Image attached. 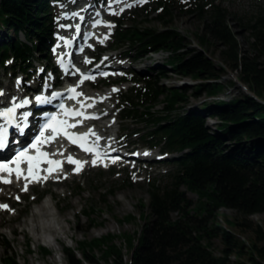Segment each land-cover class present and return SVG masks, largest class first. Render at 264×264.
Returning <instances> with one entry per match:
<instances>
[{
    "label": "trees",
    "instance_id": "16d2710c",
    "mask_svg": "<svg viewBox=\"0 0 264 264\" xmlns=\"http://www.w3.org/2000/svg\"><path fill=\"white\" fill-rule=\"evenodd\" d=\"M185 1L194 7L189 13H197L203 21L201 34L196 35L201 48L207 51L219 46L223 65L200 50H188L185 39L167 28L173 23L174 5L170 0L156 3L155 12H163L159 21L165 24V30L119 22L113 34L114 50L131 48L136 59L148 53L169 55L157 78L138 79L134 83L137 88L123 98L118 110L123 120L135 125L147 123L144 144L155 141L157 147L177 155L172 160L175 170L170 184L154 186L150 191L151 222H145L137 247L132 236H123L132 251L129 264H229L233 254L239 258L234 264H264V246L254 243L248 247L231 232L219 233L224 241L219 257L203 244L205 238L216 236L211 227L219 209L233 210L243 217L264 213V15L241 25L249 35L248 49L242 51L227 12L215 5L216 0ZM50 17L48 0H0V67L9 61L12 68L25 75L35 70L36 60L48 63L53 29ZM167 68L179 77L199 81L195 92H204L210 98L224 92L221 80L228 68L253 96L244 93L229 101L214 100L199 111H178L177 106L187 102L186 91L161 85ZM159 105L162 109L156 110ZM204 115L219 121L218 131H211ZM180 187L197 197L194 208L178 192ZM174 213L178 218L172 220L170 215ZM83 214L90 216L86 211ZM207 214L211 218L205 221L201 217ZM140 217L147 219L143 211ZM133 219L127 216L124 221ZM234 226L248 228L245 224ZM256 234V241L262 242L261 227ZM114 239L107 235L81 241L76 249L63 246L66 264H98L91 255L95 250L100 252L103 264H127ZM0 240L5 246L0 264H17L10 244L1 235ZM26 248L31 253L29 243ZM38 249L43 258L50 256L47 248Z\"/></svg>",
    "mask_w": 264,
    "mask_h": 264
},
{
    "label": "rangeland",
    "instance_id": "374dc122",
    "mask_svg": "<svg viewBox=\"0 0 264 264\" xmlns=\"http://www.w3.org/2000/svg\"><path fill=\"white\" fill-rule=\"evenodd\" d=\"M74 1L68 0V3L72 5ZM81 1H87L86 4L88 2L89 4L95 3V5H99L103 1L105 3L108 2L105 0ZM133 1L138 3L137 6L124 12L122 15H117L115 17L116 20H122L125 26L135 25L158 31L166 29L165 24L159 21L163 12L155 13V9L157 8L155 3L163 0ZM201 1L205 2V0ZM170 2L174 5L172 11L173 23L167 28L177 31L185 39L184 45L188 50H200L206 53L217 65H223L220 58L221 48L219 46L209 47L207 51L201 48L196 35L201 34L203 21L197 13H189V10H193L194 8L192 4H188V1L185 0H170ZM215 5H218L227 12L228 23L237 35L241 50H247L249 35L241 25L250 22L257 16L264 15V0H216ZM142 8H146V11L141 10ZM50 11L55 15V19L59 18L61 12L58 13L57 7L53 5L52 0ZM112 32L111 30L109 35L104 37L105 40L101 44V49L98 52H93L92 55L97 57L94 66H99L106 55L122 54V61L110 63L112 65L123 64L124 67L118 72L119 75H126L127 77L136 75L137 78L147 76L152 79L157 78L158 70L169 55L166 53H148L135 61V56L134 58L132 56L133 54L136 55V52L131 48H123L119 52L111 51L115 46L110 36ZM20 39L21 41H25L22 36H20ZM143 66H146L145 71L138 70V68L144 69ZM225 69L226 74L222 76L221 80L225 85V90L217 98H210L204 92H195V87L200 84L199 81L179 77L169 68L166 69V77L160 83L166 89H182L186 91L185 97L187 98V102L179 104L177 106L178 111H182V109L199 111L204 104H210L213 100L229 101L240 97L244 93L253 96L248 88L238 81L237 74L232 73L228 68ZM47 70L49 72L46 76H50L51 68L48 67ZM41 72L42 67H38L33 76L36 78ZM13 75H15L13 79L14 83L24 82L25 76L20 75L18 71H14L9 63L6 68L0 67L1 84L7 86L9 83H12L11 78H13ZM41 80L43 79L41 78ZM113 80L114 78L108 81L105 80L104 82L94 81V85L88 83L83 86L82 90L88 95L92 93L102 95L110 89L119 90V87L104 88V85H102V82L106 84ZM29 82H32V79ZM231 83H235V86H232ZM89 86H94L95 89ZM130 87L132 85L128 84L121 87V89L127 90ZM124 94H126L125 91L119 95H115L109 103L102 104L100 112L112 111V116L107 119L108 121L112 122L119 115V97ZM160 100L162 101L163 98H160ZM161 109L162 105L156 108V110ZM203 117L212 132L218 131L219 121L217 119L206 118V115ZM148 128L147 123L135 125V123L130 121H118L113 127V133L117 130L120 131L117 139L118 142L123 140L128 146H140L142 145V138L140 136L146 133ZM102 136L104 138H114V135H108L107 131ZM151 153L154 156V160L138 163L136 171H129V167L125 168L120 165L110 169L106 167H90L81 175H72L67 171L61 177L55 178V180L65 179V187H58L53 184L34 187L32 192L23 196L25 200L21 203H17V196L13 192L21 194L24 192L22 190L24 187H4L2 191H5V194L4 198L0 200V205H7L10 210L0 208V235L10 244L17 258V264H66L65 256L62 253L63 246L76 249V244L81 241L100 239L107 235L115 237L114 242L121 249L123 261L129 264L131 262L132 251L124 242L123 236H132L134 246L137 247L139 234L142 232L145 222H151L150 211L148 209L150 191L154 186L160 188L168 186L170 184V176L175 170L172 159L177 157L176 154L169 152L171 153L170 155H165L166 151L161 150V148H155L151 150ZM178 192L186 196L191 208L196 206L198 201L195 195L187 192L184 187H180ZM48 193L52 198L47 195ZM42 204L49 205L50 212L55 216L54 228L56 231L54 233L55 236L47 235L44 232L45 235L41 236L39 233L36 237L37 239H35L33 232L27 230L23 223L29 222L32 214L36 213ZM141 205L145 208L139 207ZM84 211L88 212L90 216L84 215ZM140 211H143V214L146 215V221L140 217ZM127 216H133L135 219L125 222L124 218ZM170 217L172 220H175L178 218V215L174 213ZM201 218H204L203 220L206 221L211 217L209 218L207 214L202 215ZM234 224H239L240 226L245 224L248 228L235 227ZM258 227H261L264 233V213L243 217L233 210L219 209L212 219L211 227L214 229L216 236H211L210 239L205 238L203 244L209 245L210 251L214 256H221V252L224 249V241L221 239L219 233L227 231L233 233L238 240L248 247L254 243L263 247L264 240L262 242L256 241V230ZM60 228L62 231L59 230ZM12 232H16V234L14 235ZM27 243L31 246V253H27ZM42 245L50 251V256L47 258H43L39 253L38 247ZM4 247V244L0 240V262ZM91 255H93L94 260L98 264H103L98 250H95ZM238 259L235 254L231 255L229 257V264H234Z\"/></svg>",
    "mask_w": 264,
    "mask_h": 264
},
{
    "label": "snow or ice",
    "instance_id": "6c2138e0",
    "mask_svg": "<svg viewBox=\"0 0 264 264\" xmlns=\"http://www.w3.org/2000/svg\"><path fill=\"white\" fill-rule=\"evenodd\" d=\"M88 62L89 61L85 60V63H88ZM91 78L92 77L85 76L82 78L81 83L83 82V80L91 79ZM70 91L74 93V95L70 98L74 99L75 96L80 95V93L75 92L74 88L70 89ZM113 91H115V89H113ZM0 95H3V93L0 92ZM56 95H57L56 93H53V97H55ZM35 99L37 102H41L43 98L41 96H37ZM24 103L27 104L28 101H24ZM21 106L22 105H14L12 108L7 109L6 112H0V116L11 115L14 112L16 107H21ZM90 106L91 105H89V107ZM65 114L71 115V116H83V113L73 111V110H65ZM84 118L90 119L92 117H84ZM79 123L80 121H77L76 124H68L67 121H64V120L58 121L56 116L51 117V122L44 125V128L50 129L52 135L45 137V133L42 130L40 132V135L37 136L35 138V141L31 144V148L36 151V155L29 156L27 153V149L20 151L16 154L15 158L11 161V164L15 165V167L9 166V163L7 162L0 163V172H6L9 177L14 174L17 180H20V179L25 180L26 183L22 190L27 191L28 183L33 182V181H39L40 179H47V175H51L55 170H57L61 166V163H62L59 160H54V159L49 158L50 156L63 155L62 152H56V153H51V154L48 152H43L40 150V147H38V145L52 143L58 135H63L66 139L69 140L70 143L78 145L79 147H81L82 150L86 152H93L94 148L88 147L85 143L86 137L88 136L89 133H91V129L89 130V133H83V134L70 133L67 131L68 128L77 127ZM97 139H99V137H97ZM6 144H7V129L0 127V149H4L6 147ZM97 158H99L98 154H97ZM21 162L27 163V173H24L20 169L19 164ZM67 162L70 164L76 165L74 169V171L76 172L80 171L81 168L83 167V162L79 160H75L71 156L67 157ZM96 162H97L96 159H93L92 161L93 165H95ZM41 163H46L49 165L47 169H43V171L47 173V175L43 177L39 175V172L41 171V169L39 168V165ZM0 183H5V184L11 183V180L3 176H0ZM17 199H19V197H17ZM0 208L4 210H10L8 209L7 205H0Z\"/></svg>",
    "mask_w": 264,
    "mask_h": 264
},
{
    "label": "bare ground",
    "instance_id": "6f19581e",
    "mask_svg": "<svg viewBox=\"0 0 264 264\" xmlns=\"http://www.w3.org/2000/svg\"><path fill=\"white\" fill-rule=\"evenodd\" d=\"M113 1H114V4H120V3H122L125 0H119L118 2L116 0H113ZM79 2H81V0H76L74 4L69 5V7H67L65 12L66 11L73 12V15L69 16V18L67 20L70 21V18H72L74 15H76L77 17H79L80 15H84L85 14L84 13L85 8L83 6H85V7L86 6H90V10H91V8L95 5V3H90L89 4V2L86 4L87 1L86 2L84 1V2H82V5H79L78 4ZM59 10H62V8H59ZM59 49H61V47H59ZM121 55L122 54L104 56L101 64L99 66L95 67L96 69H95V71L92 74L93 75H97V71L98 70H102V69L103 70L104 69L105 70H112L111 67L113 65L110 64V63L116 61ZM134 56H135V61L139 60V59H136V55L135 54H133L132 58H134ZM86 60H88V59H86ZM77 64H80V62L78 61ZM115 66L117 68H123L124 67L123 64H116ZM143 68L144 69L138 68V70L145 71L146 66H143ZM101 72L102 71H100L99 73H101ZM77 79H76V81H77ZM82 88H83V86H80V90L79 91H80V93L83 94L84 91L82 90ZM116 93H117V89H115V91H113V89H110V90H107L102 95H94V96L92 95L91 97L87 98L90 95L83 94V97L86 98L87 103H91L94 106V105L98 104L99 102H101V103H109L112 100V98L116 95ZM111 116H112V111L111 110H107V111L101 112L100 113V118H99V121H98L96 127L95 128H90L91 129V133H89L90 129L86 130V133H89L90 140H92V144L91 145H96L98 147V150L101 151L102 153H103V151H107V150L116 151L118 145L119 146H126L127 145V143H125L123 140H120V142H118V141H115L113 137L104 138L102 136V134L107 129L112 128V126H114L113 122H111V121L107 120V122H103L104 120L110 118ZM97 137H99V139H97ZM153 157H154L153 155H150V157H148V158H146V156H145L142 161L144 162V161H148V160H154ZM95 158L96 157H91L90 161H92ZM98 165H99V163H98ZM136 170H137L136 166L135 167L129 166V171H136ZM56 185L58 187H65L66 180L65 179L57 180L56 181ZM2 189H4V187L0 188V199L4 198V194H5V191L3 192ZM48 206L49 205H47V204H42L41 206H39L37 212L32 214L29 222L27 221V222L23 223L25 225L24 227L27 230H30L31 232H33V234L35 236V239H37L36 237L38 236L39 233H40L39 235H41V236L45 235L44 232H46L47 235L55 236V234H54L55 231H56V229L54 228V226H55V222H54L55 216L50 212V208ZM57 225L60 226L58 223H57ZM59 230L62 231L61 228ZM12 233H14V235L16 234V232H12Z\"/></svg>",
    "mask_w": 264,
    "mask_h": 264
}]
</instances>
